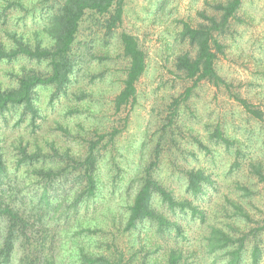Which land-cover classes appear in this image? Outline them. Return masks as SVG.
Wrapping results in <instances>:
<instances>
[{
    "label": "rangeland",
    "instance_id": "374dc122",
    "mask_svg": "<svg viewBox=\"0 0 264 264\" xmlns=\"http://www.w3.org/2000/svg\"><path fill=\"white\" fill-rule=\"evenodd\" d=\"M218 1L227 0H126L123 22L110 34L105 17L87 14L77 35V41L85 43V49L81 48L84 55L68 95L51 103L52 88H39L43 116L35 118L37 125H32L30 115L23 116L22 106L0 116L1 143L10 169L21 178L20 186L37 183L28 163L17 167L22 146L28 151L68 150L82 156L90 140H99L101 188L91 216L103 230L93 239L103 241L118 235L127 253L129 249L139 253L146 240V228L133 246V236L120 230L121 221L139 187L144 167L155 159L156 145L162 140L155 174L179 199L192 198L186 190L185 169L205 168L216 180L215 187L207 186L210 198L203 204L205 223L169 210L192 236L191 242L182 244L197 248L206 263L212 262L215 255L204 247V235L209 225H216L234 238L246 236L244 264H252L251 250L256 243L261 249L260 264H264V0H243L238 18L220 36L224 49L218 54L216 67L226 83L217 86L203 80L195 84L175 66L179 54L196 51L181 37L184 22L197 25L206 21L205 15L212 14V4ZM23 3L29 10L28 17L24 9L12 6L8 10L12 14L9 24L24 28L28 40L34 42L36 32L43 30L62 0ZM7 4L8 0H0V8ZM123 30L137 36L146 53L147 67L137 82L135 103L117 111L114 100L123 87L127 66L119 39ZM43 35L50 39L46 33H40L38 38ZM25 66L40 71L49 68L47 63L27 58L6 61L0 64V80L14 84L16 73ZM81 91L90 95L81 96ZM245 101L261 109L263 117H254ZM219 127L234 141L232 145L214 136ZM60 160L55 156L51 165L63 164ZM36 168L40 170L41 166ZM235 205H241L246 214L238 212ZM7 226L6 219L1 218L0 243ZM93 239L79 238L81 243L96 248ZM223 252L216 253L215 264L228 263V255Z\"/></svg>",
    "mask_w": 264,
    "mask_h": 264
},
{
    "label": "trees",
    "instance_id": "16d2710c",
    "mask_svg": "<svg viewBox=\"0 0 264 264\" xmlns=\"http://www.w3.org/2000/svg\"><path fill=\"white\" fill-rule=\"evenodd\" d=\"M242 3L243 0L214 2L212 14L205 15L206 21L197 25L184 22L181 37L196 51L179 54L175 66L195 84L203 80L217 86L226 83L216 67L218 54L224 49L220 36L231 28L232 20L238 18ZM125 4L126 0H62L43 30L36 32V41L31 42L24 28L10 26L12 14L8 11L12 6L21 7L27 18L29 10L23 0H8V4L0 8V64L27 58L47 63L49 68L40 71L25 66L22 72L16 73L14 84L0 80V116L22 106L23 116L30 115L32 125H37L35 118L43 116L38 103L39 88H52L50 101L54 103L55 99L68 95L75 83L84 55L81 48L85 49V43L77 41L83 18L87 14L105 17V27L110 34L123 22ZM40 33H46L50 39L45 35L38 38ZM119 39L127 66L123 87L114 100L117 111L135 103L137 82L147 67L146 53L137 36L123 30ZM80 94L90 95L85 91ZM244 104L254 117H263L261 109L246 101ZM174 116L175 110L169 123ZM214 136L227 146L234 142L220 127L215 129ZM161 141L156 145L155 159L144 167L139 187L128 204L124 221H121L120 230L133 236V246L141 237L138 234L146 228V240L139 253L130 249L127 253L119 244L118 235L103 241L93 239L103 230L91 216L95 213L91 207H96L95 200L101 188L99 140H90L82 156L68 150L65 153H46L40 148L28 151L22 146L17 167L28 163L37 180L35 185L22 188L17 171L13 172L9 167L0 138V219L4 218L8 223L0 243V264H74L72 260L76 264H215L216 253L222 250L228 255L227 264H244L246 236L234 238L224 227L209 225L204 235V247L210 255H215L210 263H206L197 248L182 244L191 242L192 236L176 215L169 214V210H178L190 215L194 222L205 223L207 212L203 204L210 198L207 186L215 187L216 180L205 168L185 169L186 190L192 198L179 199L155 174L161 157ZM55 156H59L63 164L52 166ZM38 164L40 170L36 168ZM235 208L246 214L241 205H235ZM89 215L90 219L87 218ZM84 236H91L96 248L81 243L79 238ZM145 248L146 253L142 255ZM251 257L252 264H260L258 243L254 244Z\"/></svg>",
    "mask_w": 264,
    "mask_h": 264
}]
</instances>
